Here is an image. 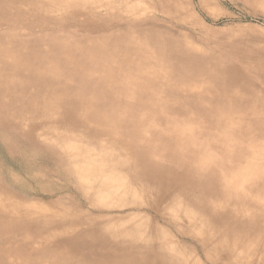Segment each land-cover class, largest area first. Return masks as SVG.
Listing matches in <instances>:
<instances>
[{
    "label": "bare ground",
    "instance_id": "6f19581e",
    "mask_svg": "<svg viewBox=\"0 0 264 264\" xmlns=\"http://www.w3.org/2000/svg\"><path fill=\"white\" fill-rule=\"evenodd\" d=\"M206 3L201 0L200 6ZM12 15H3L0 27H11L13 32L20 26L42 27L40 21L23 24L28 17ZM82 36L73 29L42 43L36 41L44 38L33 37V41L0 49L1 123L26 130L36 146L38 141L55 145L63 167L59 174L72 180L92 152L106 155L94 163L99 170L90 175L92 182L108 191L113 185L110 168L117 165L126 188L149 192L155 205L145 202V206L170 219H178V201L195 195L193 183L209 181L216 196L224 191L227 196V185L238 184L236 200L221 201L184 220L199 218L195 235L212 243L241 245L239 237L260 228L263 233L250 234L251 240L244 244L264 242V94L260 90L264 71L256 73L255 81L234 68L200 61L161 37L111 35L85 46ZM1 68L13 79L4 87L1 84L9 77H1ZM47 127L53 128L52 135L42 132ZM102 135L111 139L106 143ZM45 155L40 153L42 158ZM226 171L231 174L225 175ZM252 175L255 182H250ZM88 177L81 179L88 181ZM8 182L19 185L12 174ZM250 184L254 192L260 189L258 197L247 198ZM172 190L175 193H166ZM7 197L13 199V195ZM181 206L190 208L187 202ZM229 207L235 208L236 217L225 218ZM15 226L9 224L5 233H13ZM138 233L142 238L123 231L112 251H94L96 257L85 251L82 262L76 246L62 250L63 241L49 242L28 258L20 253H26L34 241L21 238L13 254L16 264H159L170 256L168 243H158L162 235L142 228ZM0 236L5 237L1 231ZM259 248L264 250V243ZM3 260L0 250V264Z\"/></svg>",
    "mask_w": 264,
    "mask_h": 264
},
{
    "label": "rangeland",
    "instance_id": "374dc122",
    "mask_svg": "<svg viewBox=\"0 0 264 264\" xmlns=\"http://www.w3.org/2000/svg\"><path fill=\"white\" fill-rule=\"evenodd\" d=\"M200 1L0 0V21L17 13L28 17L26 19L29 21L23 24L40 21L42 26H20L15 32L11 27H0V49L33 41V37L44 38L36 41L42 43L73 29L78 36L83 35L82 44L85 46L111 35L144 36L146 40L161 37L174 44L177 50L191 53L200 61L234 68L257 81L256 73L264 71V2L204 0L207 3L201 7ZM9 75L7 69L1 68V77ZM12 81L11 77L7 78L1 87ZM115 88L119 89V85ZM260 90L264 94V88ZM42 132L52 135L53 128L47 127ZM101 137H106L105 141L111 139L106 135ZM117 142L122 146L127 145L125 141ZM40 153L46 154L45 157L42 158ZM105 156L92 152L89 162L75 171L74 181L59 174L63 167L58 164L61 160L55 145L38 141L36 146L26 130L0 121V231L5 235L4 239H0V250L4 264H16L18 258L13 254V249L21 244V238L34 241L26 253L19 252L28 258L49 242L63 241L62 250L65 252L76 246L81 254L78 259L82 262L86 260L85 251L89 250L93 257L99 251H112L114 244L120 242L123 231L142 238L137 234L138 228L162 235L157 238L159 244L168 243L170 256L159 264H264V250L259 248L264 242L260 240L261 244L257 239L251 242L252 247L244 244L251 240L250 234H262L261 228L239 237L241 245L227 246L212 243L210 238L202 240L199 238L201 236H196L199 218L190 222L184 220L189 214L192 217L193 213H203L207 207H217L221 201L236 200L238 184L227 185L224 189L229 187L227 196L226 191L224 195L216 196L211 194L209 181L193 183L195 195L178 201V219H170L145 206L148 203L155 205L149 192L126 188L125 177L117 165L110 168L111 188L107 191L97 187L90 175L98 173L95 169L99 170V165L94 163L104 160ZM63 165L65 169L69 168L67 163ZM8 174L14 175L19 185L8 182ZM227 174L231 172L226 171ZM84 175L89 176L88 181L81 179ZM249 179L250 182L256 180L253 175ZM75 182L85 185L81 187ZM110 184L107 183L108 186ZM252 187L254 184H250L251 189L246 192L249 199L261 193L260 189L254 192ZM7 195H13V199ZM184 202L189 203V209L182 208ZM234 210L229 207L225 218L236 217ZM9 224L17 228L7 234L5 229ZM99 245L107 247L101 249ZM170 257H175V261Z\"/></svg>",
    "mask_w": 264,
    "mask_h": 264
}]
</instances>
